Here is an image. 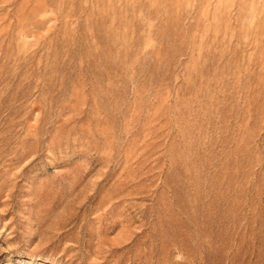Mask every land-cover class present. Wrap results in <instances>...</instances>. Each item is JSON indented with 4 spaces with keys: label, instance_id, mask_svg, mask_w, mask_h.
Returning a JSON list of instances; mask_svg holds the SVG:
<instances>
[{
    "label": "rangeland",
    "instance_id": "374dc122",
    "mask_svg": "<svg viewBox=\"0 0 264 264\" xmlns=\"http://www.w3.org/2000/svg\"><path fill=\"white\" fill-rule=\"evenodd\" d=\"M0 264H264V0H0Z\"/></svg>",
    "mask_w": 264,
    "mask_h": 264
}]
</instances>
